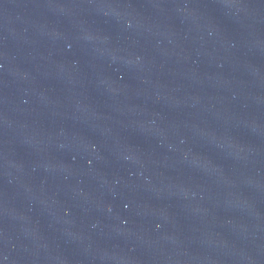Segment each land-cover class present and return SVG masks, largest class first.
<instances>
[{
  "label": "water",
  "instance_id": "obj_1",
  "mask_svg": "<svg viewBox=\"0 0 264 264\" xmlns=\"http://www.w3.org/2000/svg\"><path fill=\"white\" fill-rule=\"evenodd\" d=\"M0 264H264V0H0Z\"/></svg>",
  "mask_w": 264,
  "mask_h": 264
}]
</instances>
